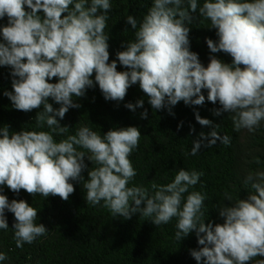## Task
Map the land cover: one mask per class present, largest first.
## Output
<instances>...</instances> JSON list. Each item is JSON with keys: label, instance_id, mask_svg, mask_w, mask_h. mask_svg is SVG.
<instances>
[{"label": "clouds", "instance_id": "9594fccd", "mask_svg": "<svg viewBox=\"0 0 264 264\" xmlns=\"http://www.w3.org/2000/svg\"><path fill=\"white\" fill-rule=\"evenodd\" d=\"M152 0L151 7L139 23L127 17L134 39L125 50L117 52V60L126 71L117 70V61L109 63V35L105 34L110 0H0V20L7 17V25L0 26V66L11 68L12 91L4 96L19 111L37 112V127L45 124L51 131H10L0 127V186L12 192L24 190L29 195L45 198L58 196L67 201L75 192L70 181L84 182L86 201L110 210L113 217L131 219L132 215L151 218L159 226L177 218L175 233L180 241L193 231L203 247L191 250L200 264H264V171L249 172L245 184L254 190L247 198L218 209L223 223H205V196L189 192L202 173L180 169L174 180L166 185L129 186L136 176L130 156L139 146L138 127L112 129L101 135L82 126L74 135L57 142L56 135L69 131L61 126L70 108H79L74 97H83L87 89L99 86L105 100L122 101L133 85H139L153 109L171 108L183 101L185 105H203L207 101L219 103L214 114L232 113L235 131H255L264 121V0ZM26 6V7H25ZM71 6V7H70ZM26 8L28 10H26ZM211 23L218 42L206 38L211 53L223 52L231 56L225 63L216 56L209 57L204 66L197 53L190 51V13H196ZM43 13L41 16L39 13ZM53 78L58 82L50 83ZM51 98L61 105L54 109ZM144 101L125 105L135 111ZM147 110L141 118H147ZM202 126L212 121L195 114ZM206 146L222 138L215 130ZM194 131V129H193ZM200 137H205L201 132ZM206 138V137H205ZM196 142L192 154L200 147ZM78 149H84L80 151ZM259 163V160H257ZM3 189L0 188V192ZM188 193L186 199L184 194ZM228 201L233 197L225 193ZM182 201L183 204H182ZM143 205V207H141ZM5 210L15 218L13 225L17 248L31 244L47 232L42 223H35L38 211L25 200L9 201L0 194V229L9 227ZM7 259L0 252V261Z\"/></svg>", "mask_w": 264, "mask_h": 264}, {"label": "trees", "instance_id": "16d2710c", "mask_svg": "<svg viewBox=\"0 0 264 264\" xmlns=\"http://www.w3.org/2000/svg\"><path fill=\"white\" fill-rule=\"evenodd\" d=\"M203 2L198 0V6H202ZM110 3L112 7L105 29V34L109 35V63L116 60L117 70L126 71L128 69L117 60V52L125 50L127 43L134 39L135 29L127 23V17L133 16L139 26L152 0H110ZM184 6L187 7L186 0ZM39 14L43 15L42 12ZM190 15L192 23L186 25L190 28V51L198 54L204 66L213 55L230 64L231 56L223 52L211 53L207 47L206 38L218 42L216 30L210 28V21L199 15V8ZM7 22L5 17L0 20V26H6ZM11 71L8 66H0V127L8 126L10 131L15 132L51 131L46 124L36 126L35 117L43 110L42 107L31 112L19 111L3 95L5 91H12ZM92 79L94 86L87 89L83 97L73 98V102L81 107L70 108L62 120L57 117L61 126L69 128L63 135L53 134L57 142L74 135L82 126L101 135L112 129L138 127L141 132L139 146L129 157L137 174L129 186H143L151 193L152 183L166 185L174 180L180 169L200 172L199 182L189 188V192L198 191L205 196L203 211L206 224L223 223L218 209L235 203L237 199L247 198L254 191L250 183L245 184V178L249 172L264 171V121L253 132L246 129L235 131L231 119L234 114L215 115L213 110L220 105L207 101L206 89L202 90L205 96L203 105H185L181 101L171 108L170 114L167 108L153 109L138 84L128 89L124 100L112 101L105 100L95 84L94 74ZM49 82L58 81L53 78ZM141 99L143 107H137L135 111L125 107L128 103L135 105ZM48 103L54 109L61 106L51 98ZM145 110L148 114L146 119L141 118ZM197 112L202 118L212 121V125H200L195 119ZM216 125H219L215 129L218 135L221 138L227 135L230 143L224 145L217 140L208 147L206 145L211 137L207 134ZM201 132L206 138L200 137ZM198 141L201 142L200 147L193 155ZM84 162L87 165L81 174L84 180L70 181L75 192L67 201L58 196H32L24 190L15 193L6 185L0 186L3 189L0 194L6 195L9 201L25 200L35 207L38 211L35 223H42L48 229L33 243L17 248L13 229L15 218L5 210L9 227L0 229V252L5 253L7 259L0 264H198L190 252L203 246L198 244L195 231L180 241L176 240L177 218L156 226L151 218L140 213L126 220L120 216L113 217L110 210L103 207V201L98 205L87 203L83 185L88 179V170L95 165L88 160L87 152ZM225 193L232 195V201L226 199ZM187 195L184 194L185 199ZM258 259L261 257L254 258L250 264H255Z\"/></svg>", "mask_w": 264, "mask_h": 264}]
</instances>
